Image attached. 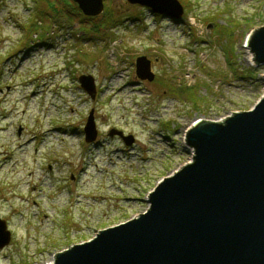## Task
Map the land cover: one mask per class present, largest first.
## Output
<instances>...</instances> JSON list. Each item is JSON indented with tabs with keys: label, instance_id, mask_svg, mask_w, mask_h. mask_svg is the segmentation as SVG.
<instances>
[{
	"label": "rangeland",
	"instance_id": "rangeland-1",
	"mask_svg": "<svg viewBox=\"0 0 264 264\" xmlns=\"http://www.w3.org/2000/svg\"><path fill=\"white\" fill-rule=\"evenodd\" d=\"M179 1L177 23L104 0L102 14L118 10L123 25L102 38L67 23L57 0H0V219L11 232L0 264H50L144 213L158 182L192 161L195 120L223 121L264 96V65L248 48L264 0ZM141 56L152 82L136 75ZM93 109L98 138L86 143Z\"/></svg>",
	"mask_w": 264,
	"mask_h": 264
},
{
	"label": "water",
	"instance_id": "water-1",
	"mask_svg": "<svg viewBox=\"0 0 264 264\" xmlns=\"http://www.w3.org/2000/svg\"><path fill=\"white\" fill-rule=\"evenodd\" d=\"M73 1L89 17L105 8L104 0ZM127 1L175 22L185 14L179 0ZM248 45L264 65V27L252 32ZM135 70L140 80L155 79L145 56L136 58ZM94 81L79 78L92 100ZM84 134L86 143L97 141L94 109ZM108 135L134 143L121 131ZM186 143L192 161L158 182L144 213L59 252L50 264H264V96L223 121L195 120ZM10 240L0 219V249Z\"/></svg>",
	"mask_w": 264,
	"mask_h": 264
},
{
	"label": "trees",
	"instance_id": "trees-1",
	"mask_svg": "<svg viewBox=\"0 0 264 264\" xmlns=\"http://www.w3.org/2000/svg\"><path fill=\"white\" fill-rule=\"evenodd\" d=\"M48 1H50V0H48ZM57 2L59 5H61V7H62V5L64 6L63 11H65V14L70 19V21H68L67 23L73 24L74 21L78 20L81 23V26L87 30V32L91 31V33H92L91 35H93V36H99L100 35V37H102V38H107V37H109L106 35L107 31H112L113 29L118 28L121 25H123V21L119 16V11L114 10L110 7H108L106 9L107 11L104 14H102L101 16H98L95 18H92V17L89 18V17L84 16L81 13L77 4L74 3L72 0H70L71 4L69 3V1H63L64 3H61V0H57ZM190 7H188V9H190ZM155 18L162 19L163 17L159 16V15H155ZM186 19H187V16L185 17L184 20L186 21ZM184 20H181L180 22H184ZM177 23H179V22H177ZM184 25H187V24H184Z\"/></svg>",
	"mask_w": 264,
	"mask_h": 264
},
{
	"label": "bare ground",
	"instance_id": "bare-ground-1",
	"mask_svg": "<svg viewBox=\"0 0 264 264\" xmlns=\"http://www.w3.org/2000/svg\"><path fill=\"white\" fill-rule=\"evenodd\" d=\"M75 3V2H74ZM78 6V5H77ZM249 48V47H248ZM249 60L253 61V53L251 52L250 56H249Z\"/></svg>",
	"mask_w": 264,
	"mask_h": 264
}]
</instances>
